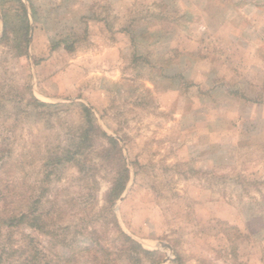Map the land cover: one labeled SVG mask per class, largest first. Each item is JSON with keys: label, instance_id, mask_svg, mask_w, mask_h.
I'll return each instance as SVG.
<instances>
[{"label": "rangeland", "instance_id": "rangeland-1", "mask_svg": "<svg viewBox=\"0 0 264 264\" xmlns=\"http://www.w3.org/2000/svg\"><path fill=\"white\" fill-rule=\"evenodd\" d=\"M21 2L28 30L0 0V264H153L114 219L160 264H264V0ZM79 104L122 150L113 204L104 139L46 165L73 149ZM11 201L57 214L10 228Z\"/></svg>", "mask_w": 264, "mask_h": 264}, {"label": "trees", "instance_id": "trees-1", "mask_svg": "<svg viewBox=\"0 0 264 264\" xmlns=\"http://www.w3.org/2000/svg\"><path fill=\"white\" fill-rule=\"evenodd\" d=\"M19 2V5L23 9V21L26 23V29L28 30L29 23H28V15L26 8L24 4L21 2V0H17ZM7 29H6V24H4V34L1 40V43L4 40H7ZM32 105L35 106V108L39 107H51V106H56V105H49L42 103L38 101L36 98L32 97ZM79 108H81V112L84 118V123L78 128V134L77 137L75 138V142L73 143L74 147L73 149H65L61 151H57L55 154H51L48 156L47 160V167H57L59 165H66V164H76L79 165L82 163V160L84 158H87L89 154L93 153L94 151H91L90 148H92V142L93 140L97 138L104 139L107 143L108 146H103L101 147V155L100 159L102 162L105 161H113L115 158V161L118 160L119 163H123V166H121V169L116 174H113V178L111 181V188L109 192L106 195V203L107 204H113L114 201L118 200L123 192L126 189V184L129 180V171L126 168V165H124V158L122 155V150L119 146L118 141L107 135L104 131L100 129V127L95 123V120L93 118L91 110L86 107L83 104L78 105ZM90 149V150H89ZM88 153V154H87ZM82 172V170H79ZM45 179H48L45 181V183H48L50 180V176L47 175ZM19 198V197H18ZM6 201V200H5ZM16 202L11 201L7 203H3V209L6 210L8 207H13L14 209L18 212L15 214L12 213L7 220L8 227L10 228H16L21 225H28L31 228L38 229L40 231H45L47 230L48 227V221L53 220L57 214V209H51L47 210V212H42L41 210L39 211L38 208H35V205L33 207L28 208V210H18L19 205H17ZM49 204H53V202ZM42 208L47 207L46 202L43 203L42 200H39L37 202ZM114 218V217H113ZM114 225L116 226V231L118 235L124 240L123 245L125 246V250H127L132 256L130 257V260H136L140 258H150L153 261V264H160L161 259H155L156 256L159 255L157 251H148L143 249V247L138 244L136 241L132 240L128 235H126L118 226V222L116 219L113 220ZM99 243V242H98ZM99 245V244H98ZM100 246V245H99ZM104 249V248H103ZM123 252V250H122ZM133 255L135 258H133Z\"/></svg>", "mask_w": 264, "mask_h": 264}]
</instances>
